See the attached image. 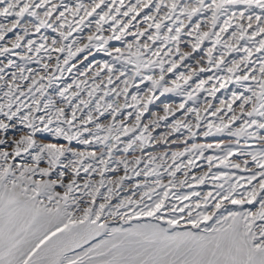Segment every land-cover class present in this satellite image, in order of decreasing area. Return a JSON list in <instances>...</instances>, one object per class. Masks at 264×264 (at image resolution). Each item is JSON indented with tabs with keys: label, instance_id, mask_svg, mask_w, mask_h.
Masks as SVG:
<instances>
[{
	"label": "snow or ice",
	"instance_id": "snow-or-ice-1",
	"mask_svg": "<svg viewBox=\"0 0 264 264\" xmlns=\"http://www.w3.org/2000/svg\"><path fill=\"white\" fill-rule=\"evenodd\" d=\"M0 264H264V0H0Z\"/></svg>",
	"mask_w": 264,
	"mask_h": 264
}]
</instances>
